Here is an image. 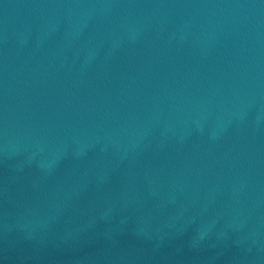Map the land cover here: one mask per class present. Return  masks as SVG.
<instances>
[{
	"label": "water",
	"instance_id": "95a60500",
	"mask_svg": "<svg viewBox=\"0 0 264 264\" xmlns=\"http://www.w3.org/2000/svg\"><path fill=\"white\" fill-rule=\"evenodd\" d=\"M0 264H264V0H0Z\"/></svg>",
	"mask_w": 264,
	"mask_h": 264
}]
</instances>
